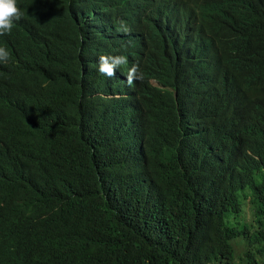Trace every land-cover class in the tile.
Segmentation results:
<instances>
[{
    "label": "trees",
    "instance_id": "16d2710c",
    "mask_svg": "<svg viewBox=\"0 0 264 264\" xmlns=\"http://www.w3.org/2000/svg\"><path fill=\"white\" fill-rule=\"evenodd\" d=\"M17 4L0 264H264V0Z\"/></svg>",
    "mask_w": 264,
    "mask_h": 264
},
{
    "label": "clouds",
    "instance_id": "9594fccd",
    "mask_svg": "<svg viewBox=\"0 0 264 264\" xmlns=\"http://www.w3.org/2000/svg\"><path fill=\"white\" fill-rule=\"evenodd\" d=\"M23 12L17 4V0H0V36L11 33L14 23L19 21ZM10 53L5 47H0V62L7 63ZM128 63V58L124 55H101L98 60L99 73L111 78L116 74L117 67ZM139 65L133 64L128 70L126 80L128 85H132L134 80H142Z\"/></svg>",
    "mask_w": 264,
    "mask_h": 264
},
{
    "label": "rangeland",
    "instance_id": "374dc122",
    "mask_svg": "<svg viewBox=\"0 0 264 264\" xmlns=\"http://www.w3.org/2000/svg\"><path fill=\"white\" fill-rule=\"evenodd\" d=\"M242 220L245 221V222H248L249 224L253 223L251 205L250 204H245L244 213L242 215Z\"/></svg>",
    "mask_w": 264,
    "mask_h": 264
}]
</instances>
